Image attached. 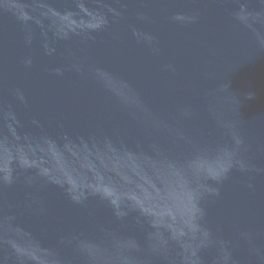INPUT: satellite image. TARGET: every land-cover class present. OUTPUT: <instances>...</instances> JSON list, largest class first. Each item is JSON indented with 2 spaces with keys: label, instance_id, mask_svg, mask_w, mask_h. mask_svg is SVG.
Returning <instances> with one entry per match:
<instances>
[{
  "label": "water",
  "instance_id": "obj_1",
  "mask_svg": "<svg viewBox=\"0 0 264 264\" xmlns=\"http://www.w3.org/2000/svg\"><path fill=\"white\" fill-rule=\"evenodd\" d=\"M0 264H264V0H0Z\"/></svg>",
  "mask_w": 264,
  "mask_h": 264
}]
</instances>
